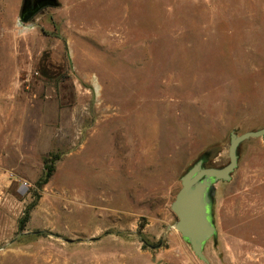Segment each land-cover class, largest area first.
Segmentation results:
<instances>
[{
    "label": "rangeland",
    "instance_id": "1",
    "mask_svg": "<svg viewBox=\"0 0 264 264\" xmlns=\"http://www.w3.org/2000/svg\"><path fill=\"white\" fill-rule=\"evenodd\" d=\"M57 1L0 0V264H206L171 204L264 127V0ZM214 213L211 264H264V137Z\"/></svg>",
    "mask_w": 264,
    "mask_h": 264
},
{
    "label": "water",
    "instance_id": "2",
    "mask_svg": "<svg viewBox=\"0 0 264 264\" xmlns=\"http://www.w3.org/2000/svg\"><path fill=\"white\" fill-rule=\"evenodd\" d=\"M58 5L57 0H34L33 4L32 0H23L20 20L28 22L44 8ZM259 137H264V127L241 134L236 130L231 131L227 164L223 166L209 164L220 152L219 147H211L205 150L180 177L181 188L171 204V209L177 218L175 227L191 246L195 255L206 264L211 262L205 255V247L212 238L216 240L218 234L214 213L217 183L232 180L233 173L239 165L242 143ZM42 232L43 230H38L34 233ZM66 241L74 240L66 239ZM143 242L153 247L145 240Z\"/></svg>",
    "mask_w": 264,
    "mask_h": 264
},
{
    "label": "trees",
    "instance_id": "3",
    "mask_svg": "<svg viewBox=\"0 0 264 264\" xmlns=\"http://www.w3.org/2000/svg\"><path fill=\"white\" fill-rule=\"evenodd\" d=\"M209 164L211 165H216L218 166L217 164H215L213 161H210ZM53 172H54V165H50V166H45V171H44V174H43V177L41 178L42 182L45 184L47 183L50 178L52 177L53 175Z\"/></svg>",
    "mask_w": 264,
    "mask_h": 264
},
{
    "label": "flooded vegetation",
    "instance_id": "4",
    "mask_svg": "<svg viewBox=\"0 0 264 264\" xmlns=\"http://www.w3.org/2000/svg\"><path fill=\"white\" fill-rule=\"evenodd\" d=\"M34 3V0H32V4Z\"/></svg>",
    "mask_w": 264,
    "mask_h": 264
}]
</instances>
